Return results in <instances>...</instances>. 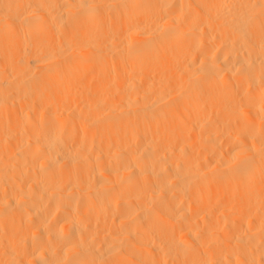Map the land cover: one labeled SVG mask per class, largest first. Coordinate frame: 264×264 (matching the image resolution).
<instances>
[{
  "label": "bare ground",
  "instance_id": "obj_1",
  "mask_svg": "<svg viewBox=\"0 0 264 264\" xmlns=\"http://www.w3.org/2000/svg\"><path fill=\"white\" fill-rule=\"evenodd\" d=\"M15 1L0 264H264V0Z\"/></svg>",
  "mask_w": 264,
  "mask_h": 264
},
{
  "label": "rangeland",
  "instance_id": "obj_2",
  "mask_svg": "<svg viewBox=\"0 0 264 264\" xmlns=\"http://www.w3.org/2000/svg\"><path fill=\"white\" fill-rule=\"evenodd\" d=\"M1 2H2V0H0ZM7 1V0H6ZM6 1H4L5 2V4H8L7 6H9L8 7V9L6 10V11H3L1 8H0V15L2 14L3 15V13H4V15L2 16H0V18H2L1 20H3V21H5V15H9V16H11L12 18L14 17V21H16L15 19V17L17 16V13H15V12H17V11H15V9H14V7H15V4H16V1L15 0H12L13 1V3L11 4V3H9V2H12L11 0H8V2H6ZM15 2V3H14ZM10 7H11V9H10ZM10 9V11L11 12H13V11H15L14 13H11L10 11H8ZM13 20V19H12ZM3 21H1V25H0V28H2L3 29V27H4V22ZM3 22V23H2ZM6 23V22H5ZM13 23H15V22H13ZM7 24V25H6ZM5 25H6V27H7V29H5V30H9L10 29V31L11 30H13L12 28H11V24H9V23H6ZM9 25V26H8ZM3 26V27H2ZM13 26H15V25H13ZM5 27V28H6ZM10 27V28H9ZM14 28V27H13ZM0 29L1 31H0V33L1 32H3L2 34H4V36H2V34H1V36H0V38H2V37H6V35H9L10 34V31H8V33L6 34V33H4L5 32V30L3 29ZM6 31V32H7Z\"/></svg>",
  "mask_w": 264,
  "mask_h": 264
}]
</instances>
